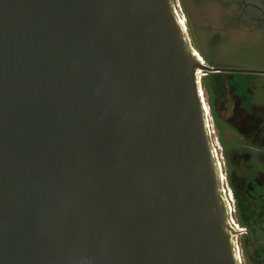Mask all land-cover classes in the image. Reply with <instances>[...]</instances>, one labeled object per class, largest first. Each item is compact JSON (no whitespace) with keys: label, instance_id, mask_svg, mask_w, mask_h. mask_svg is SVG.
<instances>
[{"label":"water","instance_id":"water-1","mask_svg":"<svg viewBox=\"0 0 264 264\" xmlns=\"http://www.w3.org/2000/svg\"><path fill=\"white\" fill-rule=\"evenodd\" d=\"M170 0H0V264H237Z\"/></svg>","mask_w":264,"mask_h":264},{"label":"flooded vegetation","instance_id":"flooded-vegetation-1","mask_svg":"<svg viewBox=\"0 0 264 264\" xmlns=\"http://www.w3.org/2000/svg\"><path fill=\"white\" fill-rule=\"evenodd\" d=\"M170 1L188 49L206 69L198 74L205 128L214 153L225 156L220 191L226 207L234 201L236 220L231 211L228 220L244 242L245 254L234 244L237 264L243 255L264 264V67L221 52L256 22L258 0Z\"/></svg>","mask_w":264,"mask_h":264},{"label":"rangeland","instance_id":"rangeland-1","mask_svg":"<svg viewBox=\"0 0 264 264\" xmlns=\"http://www.w3.org/2000/svg\"><path fill=\"white\" fill-rule=\"evenodd\" d=\"M257 10H256V22L251 23V27H243L239 33L241 35L238 38H234L232 41L226 43L221 52L225 54H231L233 61L243 62L244 59H248L250 57L251 63L254 65L255 68H262L264 67V0H258L256 2ZM189 31V30H188ZM187 40V37L185 35ZM214 160L216 163L217 168L219 169V175L221 171L220 178H226V165H225V156L221 154L218 149V155L214 153V149L211 146ZM223 171V172H222ZM226 180V179H224ZM222 187V182L220 184V188ZM223 198L225 200V194L223 193ZM227 199V198H226ZM230 204L228 203V207H226L228 211V217L230 219V211L232 212V217L234 220L235 218V205L234 201L229 200ZM226 204V201H225ZM234 244H238L242 254H245L243 249V237L237 236L233 238V248ZM243 264H248L247 258L243 255Z\"/></svg>","mask_w":264,"mask_h":264},{"label":"bare ground","instance_id":"bare-ground-1","mask_svg":"<svg viewBox=\"0 0 264 264\" xmlns=\"http://www.w3.org/2000/svg\"><path fill=\"white\" fill-rule=\"evenodd\" d=\"M180 24V26H181V23H179ZM199 74V73H198Z\"/></svg>","mask_w":264,"mask_h":264}]
</instances>
